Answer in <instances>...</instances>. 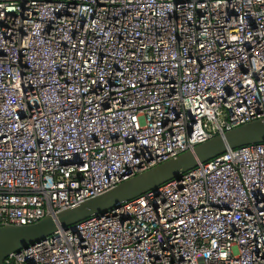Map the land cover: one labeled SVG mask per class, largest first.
<instances>
[{"label":"built area","instance_id":"2783aa9c","mask_svg":"<svg viewBox=\"0 0 264 264\" xmlns=\"http://www.w3.org/2000/svg\"><path fill=\"white\" fill-rule=\"evenodd\" d=\"M264 120V0H0V226L74 208ZM4 264H264V144Z\"/></svg>","mask_w":264,"mask_h":264},{"label":"water","instance_id":"95a60500","mask_svg":"<svg viewBox=\"0 0 264 264\" xmlns=\"http://www.w3.org/2000/svg\"><path fill=\"white\" fill-rule=\"evenodd\" d=\"M257 144H264V120L246 123L217 135L74 208L47 215L30 225L0 226V264H4L10 254L53 235L59 229H68L95 216L105 215L127 201L135 200L170 181L180 179L183 174L229 150Z\"/></svg>","mask_w":264,"mask_h":264}]
</instances>
